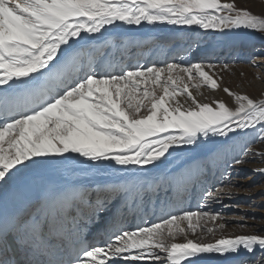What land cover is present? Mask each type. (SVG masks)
<instances>
[{
    "label": "snow or ice",
    "instance_id": "1",
    "mask_svg": "<svg viewBox=\"0 0 264 264\" xmlns=\"http://www.w3.org/2000/svg\"><path fill=\"white\" fill-rule=\"evenodd\" d=\"M117 22L264 31V18L235 0H0V182L8 184L45 159L76 158L66 154L134 166L135 176L147 165L157 167L177 146L249 129L255 139L232 163L264 160V150L252 147L264 143V99L226 87L232 106L197 99L202 88H220L206 70L214 66L137 65L117 73L97 59L98 50L77 47L84 34H102ZM253 171L264 176V167ZM226 175L203 200L231 197L235 186ZM134 192L139 188L131 180L93 189H46L23 211L0 218V264H200L203 254H264V235L256 233L209 241L206 237L226 224L216 225L221 217L206 211L171 214L134 230L114 219L102 245L88 244L80 220L106 212L111 197L124 198L128 206ZM18 249L24 261L15 259ZM253 264H264V255Z\"/></svg>",
    "mask_w": 264,
    "mask_h": 264
},
{
    "label": "bare ground",
    "instance_id": "2",
    "mask_svg": "<svg viewBox=\"0 0 264 264\" xmlns=\"http://www.w3.org/2000/svg\"><path fill=\"white\" fill-rule=\"evenodd\" d=\"M250 1L264 5V0ZM129 26L117 22L116 25L106 26L102 34H84L85 38L77 47L98 50L95 53L97 59H101L105 67L109 64H117V69L124 59H128L127 66L130 62L133 66L138 65L140 57L148 63V67L153 65L161 67L172 62L184 66L196 63L205 66L212 65L213 69L206 68V70L214 74L220 88L217 90L202 88L203 95H197L195 89L192 91L194 95H197V99L203 102L223 100L232 106L233 98L222 90L225 87L233 92L246 94L255 100L264 99V63L253 58L255 56L254 47L257 44L264 47L263 32L243 26L223 31L168 24L156 29L148 28L147 23L144 26L134 25L127 29ZM259 50L262 48H258ZM88 54L85 53V63H87ZM241 74L243 76L245 74L247 79L251 80L250 83L240 79ZM248 86L251 87V93L246 92L249 89ZM255 136L256 133L249 129L229 133L228 137H201L194 145H181L175 147L174 150L170 149L171 155L166 154L167 159L162 158L163 162L157 161V167L147 165L135 176L132 175L135 172L134 166H119L110 161L93 162L78 157L76 154H66L76 157L69 160H64L62 157L45 159L38 166L24 168L8 184L0 182V197L10 193L22 195L24 210L51 187L62 188L64 185H75L93 189L97 186L134 181L139 188V193L134 192L127 198L128 206H125L124 198L113 197V200L111 198L109 200L106 212H100L95 216L89 214L82 218L89 228L86 235L91 237L88 239L90 244L99 246L106 240L105 235L109 233L114 219L118 220L124 228L132 230L140 225L150 211H153V216L147 223L151 222L155 216H159L160 210L178 212L183 204H187L188 198L191 200V205H194V202L198 204L197 200L203 197L205 189L211 190L218 187L222 181L221 176L227 172L230 173L231 183L235 186L233 194L231 197H222L218 202L211 201L208 209L209 213L221 217L215 224L225 223L226 228L223 231L217 228L214 236L209 234L206 238L211 241L221 235L249 233L264 235V227L260 230L255 226L256 224H252L257 222L256 215L247 213L242 214L239 219L231 220L228 218L230 216H226L225 213L221 214L219 211V207L229 204L226 203L227 201L231 202L234 199L242 201L247 198L245 196L253 197L248 193L252 182L257 183L253 188L254 192L260 189L264 191V176L253 171L255 168L264 167V160L259 157H249L248 162L242 165L232 163V158L240 155L243 149L255 139ZM252 147L262 151L264 143H252ZM220 150H223V155H219ZM19 167L23 168V165ZM234 167L238 169L234 170ZM227 179L226 175L225 180ZM238 181L243 183L236 184ZM223 208L220 209L225 210ZM241 224L246 227H240ZM212 226L211 224L210 227ZM102 231L106 233L103 234ZM100 235H103V239L99 238ZM262 255L264 254L259 250L255 256L250 254L223 256L203 254L199 260L200 264H253V260ZM9 257L12 258L11 253ZM15 259L24 261V254L20 249ZM121 264L124 262L121 261Z\"/></svg>",
    "mask_w": 264,
    "mask_h": 264
},
{
    "label": "rangeland",
    "instance_id": "3",
    "mask_svg": "<svg viewBox=\"0 0 264 264\" xmlns=\"http://www.w3.org/2000/svg\"><path fill=\"white\" fill-rule=\"evenodd\" d=\"M222 2H232V0H222ZM235 3L237 4L238 7L246 8L253 15H256V16H259L261 18H264V5L263 4H261V3H254L253 1H250V0H235ZM145 23H147V22H142L140 26H144ZM166 25H167V23H156L154 25H149L148 24V28L156 29V28L165 27ZM131 26H134V25H130L127 29H129ZM213 30H215V29H213ZM251 30L258 31V32H263L264 33V31H260V30H257V29H251ZM258 48H262V50H259L258 51ZM263 48L264 47L259 46V44H257V46L254 47L255 56H253V58H257L258 60H260V62L263 61V63H264V49ZM105 49L106 48L104 47V51H105ZM101 50H103V48ZM127 61H128V59L127 60L124 59L121 62V64L118 65V69H117V64H112L113 67L112 68H108V70H111V71H113V70L116 71L117 70L119 72L122 68L125 69V70H127L128 68L135 67V66H133L131 64V62H130V65L127 66L128 65V62ZM138 63H139L138 65H140V66L148 67V63L144 62L141 57L138 59ZM152 64H154V63H152ZM161 67H163V66H161ZM242 77H244V78H242ZM239 78L242 79L243 81H246L247 80L248 81V82L246 81L247 83H250L249 81H251L250 79H247V76L245 74H244V76H243V74H241L239 76ZM243 81L241 83H243ZM231 82H232V79H231ZM248 88L249 89L246 92L249 91V93H251V87L248 86ZM191 91H193V89H191ZM237 169L238 168L234 167V170H237ZM240 174H243V173H240ZM225 178H226V174L225 175L223 174L221 176V180H225ZM247 178H248V176H247ZM239 183H243V182H239L238 181L236 184H239ZM256 185H257V183L252 182L251 183V186L248 188L249 189L248 190V193H250L249 195H253V197L250 198V196H245L247 198L242 199V201H240L238 199H234L231 202H228L227 201L226 203H229V204H225V206H222V207H224L223 209H225V210H221L222 207H219V211L221 212V214L222 213H225L226 216H230L228 218H230L231 220H234L235 218L236 219H239L242 214H247V213L248 214H254L257 217V222L252 223L253 222L252 221L251 223L253 225L256 224L255 226H257L258 229L262 230L263 227H264V224H263L264 223V191H263V189L262 190L260 189L259 191H255L254 192L253 188ZM89 189H91V188H89ZM205 190H207V189H205ZM239 197H237V198H239ZM111 199L113 200L114 198L111 197ZM243 200H245V201H243ZM197 201H198V204H197V202L196 203L194 202V205H191L192 204L191 203V200H190V198H188V201L186 202L187 204H185V205L183 204L181 210H179L176 213H174L172 211L162 212L163 210H160V215L159 216L158 215L155 216L151 222L147 223V221L153 216V214H152L153 211H150V212H148L147 217L140 222V225L139 226L150 225L151 223L159 222L163 218H167L171 214H182L184 211H193V212H195V211L198 210V211H206V212H208V209L210 207L209 206L210 205L209 203L211 201H205V200L202 199V197L200 199H198ZM190 205H191V208L189 209L188 207ZM142 218H143V215H142ZM225 219H227V218H225ZM208 226L210 227L211 226V223H209ZM135 228L136 227L132 228V230H134ZM228 228L230 229V227H228ZM99 238L102 239L103 236H99ZM138 263L139 264H153V262L150 261V260H144V261H136V262H134V264H138Z\"/></svg>",
    "mask_w": 264,
    "mask_h": 264
}]
</instances>
